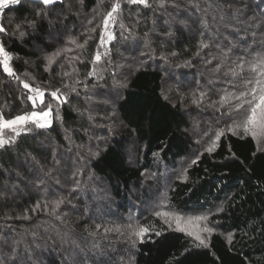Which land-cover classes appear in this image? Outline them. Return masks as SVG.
<instances>
[{"label":"trees","instance_id":"1","mask_svg":"<svg viewBox=\"0 0 264 264\" xmlns=\"http://www.w3.org/2000/svg\"><path fill=\"white\" fill-rule=\"evenodd\" d=\"M115 2L24 0L0 13V45L20 77L0 65V116L45 108L20 81L46 103L55 89L65 99L50 127L0 148V264H264V149L250 136L223 133L169 189L172 211L210 215L207 247L152 217L138 225L149 229L141 242L127 218L146 213L149 174L196 155L195 110L228 114L223 101L255 83L264 0H119L107 54L93 63Z\"/></svg>","mask_w":264,"mask_h":264},{"label":"rangeland","instance_id":"2","mask_svg":"<svg viewBox=\"0 0 264 264\" xmlns=\"http://www.w3.org/2000/svg\"><path fill=\"white\" fill-rule=\"evenodd\" d=\"M109 31L111 32L110 29ZM109 43L110 41H108L107 44H105L103 47L100 46L101 50L99 52L101 54L105 53V50H107ZM10 67H11V64H10ZM25 91L28 93V96H30V93L26 89ZM233 101H234V104H233ZM31 102L33 103L32 100ZM37 103L39 104L40 101L37 100L35 102V105ZM223 103L227 106V110H229V113L231 112L233 116H231V114L229 113L224 114L222 111H220L221 109L216 110L213 106H209L208 104H206L205 106H201L200 111L202 112H198L197 110H195L194 121L192 122V125L195 129L194 131H196L198 134V137L195 135L198 141L196 155L194 157L184 160L180 164V167H179L180 169H178L176 173L174 169L167 168L166 166L162 168L160 173L151 174V176L149 174V177L151 178V183L148 188H149L151 197H149V202L146 205H144V207L146 208V213L141 215L142 209L139 208L138 210L130 209V212L127 214L128 219L133 218L134 225L138 226L140 223H142V221L145 218L152 217L154 220L158 219L164 223H168V225L170 226L173 225L177 228V220L175 219V217H179L180 218L179 227L180 229H183L179 231H184L186 233H192L191 236L193 239H195V235L198 234L201 236L202 239L205 240L206 243L208 242V239H209L208 237L211 235V233L205 232L203 231V229L206 227L212 229V226H209L210 223L208 220L210 215H200V214L182 215L180 213H176L168 207L167 198H168L169 189L172 186L175 179L183 180L185 177L187 168L192 165L193 161H195L202 153L209 151V149L213 148V145L216 140L217 130H223V133L235 132L238 134H243L244 136L252 137L249 134H245L242 127L236 126L245 118L246 112L244 113L242 112V111H245L244 109H241L240 111L233 110L234 105L239 103V101L235 99V96L233 99L231 98L225 99ZM52 105H53L52 109H54L57 105V102L53 101ZM246 107L247 106H245V108ZM48 119H49V124L43 128H48L51 126L52 112L50 113ZM13 127L19 129V134L29 132L30 130H32L33 127L35 129H38V127H36L35 124L31 122H28L24 125H14ZM230 128L232 130H229ZM16 136H17L16 132L12 131L11 128H5V129L0 130V137L5 139L6 141H10L11 139H13V137L15 138ZM255 142L258 146V149H261V150L264 149V137H257V139H255ZM5 144H3V146ZM1 147L2 146H0V148ZM131 157L133 158V155ZM154 183H157L156 188H154ZM93 202L96 203L95 206L99 207V210L101 208L108 209L109 207V204L106 201H104V204H100L101 202H103L102 199L101 201L97 199V200H94ZM155 212H167L170 214V216L169 217H158L154 214ZM120 217H121L120 213H118L117 219ZM196 217H206V219L197 220ZM166 220L168 222H165ZM117 222L120 223V225H122L121 227L123 229L132 228L131 226L132 222H128L125 224H122L121 222H119V220ZM195 241L197 240L195 239Z\"/></svg>","mask_w":264,"mask_h":264},{"label":"snow or ice","instance_id":"3","mask_svg":"<svg viewBox=\"0 0 264 264\" xmlns=\"http://www.w3.org/2000/svg\"><path fill=\"white\" fill-rule=\"evenodd\" d=\"M21 2V0H0V12H2L5 8H8L11 5H17ZM55 2V0H39V3L43 4L45 8H47L48 5H51ZM128 4H144L147 6V0H127ZM198 7V5H196ZM121 9V3L119 0L117 2L113 3L111 10L107 12V14L104 16L102 21V30L100 35V46L103 47L105 44H107L108 41H111L113 39V36L111 32L109 31V26L111 24H114L116 21V16L119 14V10ZM39 15V13H38ZM89 23H92V21H89ZM20 26L17 25V28ZM97 27H100L98 25ZM123 27V25H121ZM91 31H96L95 28L91 29ZM0 32H6V29L3 27L2 24H0ZM21 35L23 33L21 32ZM70 43L75 44L76 41L74 39L69 40ZM86 43V42H85ZM78 47L83 48V44L77 45ZM202 47H207L206 44H202ZM104 55L107 54V50H105ZM60 55V52H56L53 54V56L46 57L48 64H52L54 57H57ZM101 53L97 52L96 56L94 58L93 63L98 62L101 59ZM175 55V53H173ZM243 59V58H241ZM10 60L11 56L10 54L4 49L2 45H0V65H2L3 71L8 74L10 77H13L14 79L20 80V77L14 73V70L10 67ZM242 67V65H240ZM252 71L257 73V77L255 78V83H253L252 80L246 81V91H241L238 95L235 96V99L239 101L238 104L234 105L233 110L234 111H240L241 109H244L246 112L245 118L236 126L242 127L245 134H249L252 136V138L255 140L257 137H264V79H261L264 77V56H262L259 61L256 64H253ZM67 75V73H65ZM89 75H93V73H89ZM233 75H236L235 71H233ZM23 84V87L28 89L30 92L34 93V95H30L28 97L29 100H32L34 105L37 100L40 101L41 104H45V108L41 109L39 112L33 111L31 113L18 115L10 120H5L2 116H0V130L5 128H11L12 131L16 132L17 135H19V129L14 128V125H24L28 122H31L35 124L38 128L46 127L49 124V115L52 112L53 105L52 103L45 102V92L42 91L39 88H33L28 83L20 81ZM248 84H252L253 86L250 88H247ZM67 87V85H65ZM74 90V89H73ZM50 96L52 100H55L57 102V116L56 118L59 119V105L61 103L65 102L64 97L60 94V89H55L50 91ZM203 96V93H201ZM224 98H222L223 100ZM245 106H247L245 108ZM230 114V113H229ZM229 130H232L231 128ZM221 135H223V130H217L216 138L218 139ZM14 139V137H13ZM5 139L0 137V146H3V144L7 143ZM211 151V149H209ZM195 163V161H193ZM63 203L62 200H57L54 202L53 211H56L60 207V205ZM36 207H39L37 205ZM158 217H169L170 214L167 212H155L154 213ZM177 220V228L179 227V217H175ZM197 220L200 219H206V217H196ZM165 222H168L167 220ZM99 227V226H98ZM149 231L148 228L143 226H138L132 233V235L136 236L138 239L143 242V236L145 233ZM203 231L211 233L213 230L211 228H204ZM159 235V233H156ZM189 235H192V233H188ZM195 239L199 241L200 245H203L204 247H207L205 240L201 238L200 235H195ZM135 243V242H134Z\"/></svg>","mask_w":264,"mask_h":264},{"label":"built area","instance_id":"4","mask_svg":"<svg viewBox=\"0 0 264 264\" xmlns=\"http://www.w3.org/2000/svg\"><path fill=\"white\" fill-rule=\"evenodd\" d=\"M22 1H24V0H21V2H22ZM26 1H28V0H26ZM31 1H39V0H31ZM57 1H58V0H55V2H57ZM21 2H20V3H21ZM55 2H54V3H55ZM54 3H53V4H54ZM11 6H12V5H11ZM0 13H1V12H0ZM25 89H26V88H25ZM26 90L30 93V95H34V93L30 92L28 89H26Z\"/></svg>","mask_w":264,"mask_h":264}]
</instances>
